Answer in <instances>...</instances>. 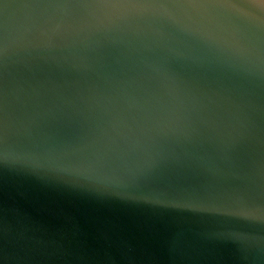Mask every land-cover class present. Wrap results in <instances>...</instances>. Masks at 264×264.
I'll return each instance as SVG.
<instances>
[{
    "label": "water",
    "instance_id": "95a60500",
    "mask_svg": "<svg viewBox=\"0 0 264 264\" xmlns=\"http://www.w3.org/2000/svg\"><path fill=\"white\" fill-rule=\"evenodd\" d=\"M0 264H264V0H0Z\"/></svg>",
    "mask_w": 264,
    "mask_h": 264
},
{
    "label": "snow or ice",
    "instance_id": "6c2138e0",
    "mask_svg": "<svg viewBox=\"0 0 264 264\" xmlns=\"http://www.w3.org/2000/svg\"><path fill=\"white\" fill-rule=\"evenodd\" d=\"M126 2H134V0H126ZM186 2L191 7H210V6H218L225 3H228L229 0H186Z\"/></svg>",
    "mask_w": 264,
    "mask_h": 264
}]
</instances>
